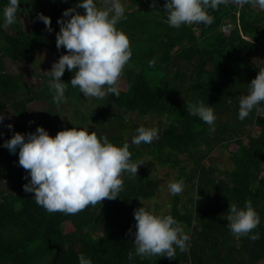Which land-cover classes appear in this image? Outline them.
I'll return each instance as SVG.
<instances>
[{
    "label": "trees",
    "instance_id": "16d2710c",
    "mask_svg": "<svg viewBox=\"0 0 264 264\" xmlns=\"http://www.w3.org/2000/svg\"><path fill=\"white\" fill-rule=\"evenodd\" d=\"M60 1L49 3L42 12L51 18L53 31L37 18L27 43L21 40L22 32L12 36L0 27L3 55L22 61L43 46L44 35L58 32V18L77 3ZM165 2L156 0L152 7L153 0H131L126 19L117 25L132 49L122 73L126 87L118 97L107 96L101 115L116 108L119 130L107 137L118 146L127 142L132 162L140 164L146 154L162 167L179 168L178 178L190 192L188 206L179 209L180 200L174 196L165 215L171 214L190 235L188 251L177 249L171 260L160 256L128 260V253L135 251L129 233L135 232L134 210L159 189L158 182L139 167L137 176L122 174L123 190L117 199H105L76 214L49 213L35 202L34 194L24 191L27 173L19 166L18 152L11 154L0 140L1 176L5 166L16 169L13 188H0V264H79L81 253L93 264H264V103L245 120L238 119V98L248 93V84L264 68V8L256 0L243 5L229 0L208 10L214 18L211 25L177 29L168 24ZM6 4L0 0L1 9ZM12 79L0 74V97L17 92ZM61 80L66 82L64 76ZM197 100L214 108L215 131L186 111L187 104ZM5 109L6 103L0 101V114ZM151 113L162 117L159 139L129 143L123 131L131 128L136 135L141 125L128 123L125 116L142 118ZM254 129L258 131L252 135ZM225 147L230 150L231 168L221 171L211 163V155ZM246 200L261 217L252 232L260 234L256 241L233 235L225 219L230 204L242 207Z\"/></svg>",
    "mask_w": 264,
    "mask_h": 264
},
{
    "label": "clouds",
    "instance_id": "9594fccd",
    "mask_svg": "<svg viewBox=\"0 0 264 264\" xmlns=\"http://www.w3.org/2000/svg\"><path fill=\"white\" fill-rule=\"evenodd\" d=\"M66 2V0H65ZM229 0H166L164 11L172 28L202 24L211 25L213 16L209 9L216 10ZM243 5L249 0H235ZM264 8V0H256ZM126 0H77L74 7L62 13L57 23L56 47L66 49L57 61L53 62L47 74L53 102L60 104L65 98L66 83L61 80L65 71L74 72L70 84L78 87L85 98L102 99L106 94L120 95L119 80L128 65L132 49L126 33L117 25L126 19ZM102 4L103 7L98 6ZM153 0L152 7H155ZM20 0H8L3 8V23L7 27L16 22L21 11ZM83 9V12L77 11ZM47 30L52 32L51 18L38 14ZM154 66V61H150ZM248 93L238 98V119L245 120L252 110H260L264 103V68L248 84ZM232 103L231 99L228 101ZM186 111L198 117L215 131L216 114L214 108L202 100L187 104ZM5 116L0 114V123ZM74 125V124H73ZM11 131L13 125L8 124ZM132 137L135 145L151 144L159 139L156 127L140 126ZM3 147L11 154H17L18 163L26 170L24 177L28 182L23 185L26 193L34 194L35 202L49 213L63 212L76 214L89 205L95 206L103 200H115L123 190L122 174L127 172L137 176L141 164L131 161L129 144L122 146L112 143L107 136L89 131V126H76L58 131L53 137L42 126L35 132L22 134L13 132L5 140ZM30 178V179H29ZM170 195L183 192L184 182L169 181ZM143 205V204H142ZM135 232L133 237L135 251L128 253V260L134 256L176 258L177 249L188 251L190 235L171 214L157 213L144 205L134 210ZM225 219L233 235L247 237L253 241L260 234H252L261 223V217L251 200L242 207L230 204ZM79 264H93L91 258L83 253L78 255Z\"/></svg>",
    "mask_w": 264,
    "mask_h": 264
},
{
    "label": "rangeland",
    "instance_id": "374dc122",
    "mask_svg": "<svg viewBox=\"0 0 264 264\" xmlns=\"http://www.w3.org/2000/svg\"><path fill=\"white\" fill-rule=\"evenodd\" d=\"M60 0H23V5L20 4L21 11L17 13L16 22L10 26L3 27V30L8 34L15 36L17 33L22 32L21 40L22 42H28L29 39L32 38L30 34L31 23L35 22L38 18V14L44 11V8L48 6L49 3L57 2ZM66 3L65 0H63ZM67 1V0H66ZM8 2V0H7ZM61 2V1H60ZM131 4V0H126L125 7L126 10L129 9ZM7 5V4H6ZM98 6L103 7L102 4H98ZM83 12V9L80 10ZM3 9L0 7V21L3 23ZM226 32H229V29H225ZM199 32L197 31V34ZM3 35H0V47H4L3 45ZM48 50L54 51L59 57L62 54H66V49L61 48L60 50L56 47V33L47 34L43 36V46L38 48H44ZM74 72L65 71L64 79L66 83V91L65 98L60 104H56L53 102V92L50 89V79L47 76H43V81L41 85L34 90V93H30V89L27 96L29 98H33V101L27 102L26 98L19 99V104L22 106L23 111L26 112L27 104L34 102L38 107L41 108L38 113L40 122L39 126L45 128L50 135L53 137L57 134L58 131L64 129H71L76 126H89V131H96L98 135H112L116 134L119 130L116 125V108H111V112L108 115H101L102 109L106 105V99L109 94H106L102 99L95 97L85 98L82 93H80L78 87H73L70 84L71 78L73 77ZM123 78V81H122ZM125 78L121 75L119 80L120 90H125ZM17 84L16 79H12V86ZM11 94V93H9ZM126 121L128 123L138 122L141 126L146 127H156L158 129H162L163 125H159V121L162 120V117H159L155 114H148L144 117H137L136 115H126ZM36 120V117H33ZM8 124L13 125V129L10 131L6 130L8 135L13 134V132H20L21 130L27 129L26 124H23L20 121H14L13 123H6L4 127H7ZM74 124V125H73ZM131 128L125 129L123 131L126 140L132 143V137L135 135ZM258 130L254 129L251 134H255ZM103 135V136H104ZM134 145V144H133ZM228 148L233 149L234 146L228 145ZM225 147L222 150L215 151L211 155V163L215 166H218L221 171H225L231 168V163L228 158V154L230 150ZM139 169L143 171L145 175H148L152 179L156 180L159 184V189L157 195L148 201L143 202V205L147 208L154 209L157 213L165 214L168 212L172 204L174 203V196L170 195L167 189V183L169 181H181L178 178L179 168H173L170 166L162 167L160 166L154 157L149 155H144L140 159ZM209 164V163H208ZM190 167V164H188ZM13 167V165H12ZM12 167L8 169V166L3 168V187L4 189H12L13 184L11 182L12 177H16V169ZM178 196L180 203L179 209L183 210L185 206H188V200L190 197V192L184 186V190Z\"/></svg>",
    "mask_w": 264,
    "mask_h": 264
},
{
    "label": "crops",
    "instance_id": "0c3cea01",
    "mask_svg": "<svg viewBox=\"0 0 264 264\" xmlns=\"http://www.w3.org/2000/svg\"><path fill=\"white\" fill-rule=\"evenodd\" d=\"M32 25V23H31ZM31 29V27H30ZM10 35V34H9ZM3 47H0V74L12 76L17 80L18 89L15 94H8L0 97V101L6 103V109L2 113L5 119L0 123V140L4 142L11 138V135L6 133L8 127H4L6 123H13L14 121H20L26 124L27 127H37L40 125L39 115L41 108L34 102L27 104L26 112L21 110L22 106L19 105V99H29L27 96L30 89V93H34L43 81V76H48V71L51 70L53 62L57 61L59 55L52 50L42 48L34 50L30 55L24 58L22 61H14L8 56H4L2 52ZM28 91V92H27ZM23 97V98H20ZM33 101V99L31 100ZM33 117L37 119L34 120ZM50 134V133H49ZM52 136V135H51ZM0 178H2L0 173ZM3 184L0 183V188Z\"/></svg>",
    "mask_w": 264,
    "mask_h": 264
},
{
    "label": "flooded vegetation",
    "instance_id": "af4514ba",
    "mask_svg": "<svg viewBox=\"0 0 264 264\" xmlns=\"http://www.w3.org/2000/svg\"><path fill=\"white\" fill-rule=\"evenodd\" d=\"M48 77V76H47Z\"/></svg>",
    "mask_w": 264,
    "mask_h": 264
}]
</instances>
